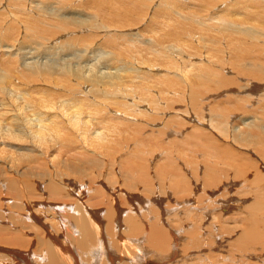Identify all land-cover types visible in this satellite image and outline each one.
Wrapping results in <instances>:
<instances>
[{
    "label": "bare ground",
    "instance_id": "obj_1",
    "mask_svg": "<svg viewBox=\"0 0 264 264\" xmlns=\"http://www.w3.org/2000/svg\"><path fill=\"white\" fill-rule=\"evenodd\" d=\"M77 1L81 6H91V2L95 0ZM164 1L157 3L162 6V11ZM22 2L25 7L28 5L30 12L23 11L20 7L15 8V12L28 16V20L24 22L32 26L40 19L42 13L36 12V16H32L31 13L34 14L35 10L32 9L30 0ZM153 3L154 1L147 0V3L138 9L139 13L143 15L145 10L152 8ZM238 4V10H235ZM37 5L41 4L34 6ZM250 9L254 11H249ZM240 13L246 17H238ZM229 15V20L219 18L216 26H211L194 15L183 18L186 24L175 18L172 31L158 38H151L145 51L132 45L125 51L120 49L117 52H104L106 48H101L100 45H96V50H93L95 46L85 45L88 41L91 42L89 33L93 29L104 28L100 25L97 15H94V18L87 16L76 25L61 27V33L52 41V49L56 54L67 53L71 47H75L76 51H80L76 57H72L74 52L68 59L59 56L55 64L27 61L23 66L28 67V74H23L16 86H11L5 80L8 75L1 78L0 74L1 152L6 151L3 144L9 139H14L25 142L20 145L28 146L29 154L38 153L49 162L53 159L50 154L55 147L64 153V161L76 145L93 152L100 151L112 155L117 151L115 147L119 138L128 133L127 129L119 126L122 119L138 120L145 129L144 133L137 136L145 141L147 147L142 155L131 160L130 164L116 160L115 186L105 188L102 183L95 181L89 186L95 195L89 194L86 199L83 194L77 195L76 198L61 199L55 207L45 206V211L34 201L25 205L23 213L26 214L25 219L31 227L29 232L40 245L38 256L39 260L42 259V264H117V253L129 256L130 264H149L144 261L148 246L152 248L158 264H163L168 258L175 256V248L171 253L169 245L173 239L177 240V236L167 222L173 214L166 216L168 218L163 222L164 215L168 213V206H160L161 202L194 200L198 205L203 200L214 202V199L229 193L231 187H224L235 182V175H230L232 178L229 179V170H220L222 166L217 167L213 154L208 152L202 158L195 152L182 151L180 156L172 153L176 150L174 148L179 142V135L185 129V122L170 117L171 112H181L189 118H195L196 113L200 111V103L205 99L202 98L204 91L213 81L224 90L237 91L241 85L236 80L240 79L245 86L251 87V94L260 92V97L264 100V92L261 94L262 89L264 91V0H231ZM20 20L21 17H18L16 23H20ZM11 26L12 24L8 25ZM57 29L58 26L54 24L51 36L56 34ZM14 33V37H18L19 29ZM73 33L78 35H71ZM2 34L1 36L4 35ZM67 34L71 35L68 40H59ZM64 43L70 46L65 47ZM6 45L1 48L3 52L10 53L9 56L23 53L25 59H32L47 53L37 51L33 46L29 50L21 51L18 46ZM55 48L58 49L57 52ZM142 52L147 53L142 55ZM228 55L229 61L226 59ZM202 61L204 63H197ZM129 65L133 67L132 70ZM163 70L165 73L161 76H171L163 80L153 79L151 73ZM52 75L59 84H66L63 87L65 93L53 96L26 94L21 97L17 92L22 85L38 81L51 83ZM253 100L256 108L264 104L259 95H250L248 103ZM7 105L12 106L10 110L16 113V118L11 119L15 126L3 118L8 113L6 109L11 108ZM202 107L210 113L213 111L210 103L203 104ZM39 109L55 110L56 118L61 120V124L51 123V120H48L50 116L43 117ZM201 117L208 129L200 133L202 139L212 143L217 136L214 131L220 134L221 130H224V136L229 137L227 126L230 116L201 113ZM47 120L48 122H45ZM240 125V132L234 129L233 136H249L250 141L253 136L256 142L261 144L259 147L264 148V119L251 124L239 123L236 127ZM245 126L247 129H244V133L242 128ZM249 138H246L247 142H250ZM151 140L155 143H151ZM142 141L136 142L142 144ZM156 141L163 142L166 147L159 148ZM259 147L256 154L261 153ZM198 157L201 159L198 160ZM248 158L251 157L248 155ZM248 158L242 157L240 161L245 163ZM52 167L54 168V165ZM5 169L15 177H23L26 166H21L14 158L0 156V175L4 178L7 176ZM109 170H102L101 173L107 174ZM263 170L262 167H256L255 170H247L248 172H234L238 177L236 180L250 182L251 188H257H253L256 191L251 195L255 199L250 205L251 208L249 206L251 215L249 213L242 220L244 223L242 222V229L236 241L247 243L263 237L264 210H261L263 214H259V210L264 207ZM77 172L79 176H83L81 170ZM239 182L237 184H242ZM222 184L224 187L219 190ZM244 194L247 195L246 192ZM248 195L246 197H249ZM238 196L241 197V194ZM102 211L104 214L100 215ZM48 216L57 221L48 220ZM126 229H130L132 234L126 235L122 232ZM187 243L190 242L187 240ZM29 247L30 241L13 239L5 247H0V250L7 252V256L0 255V264H29Z\"/></svg>",
    "mask_w": 264,
    "mask_h": 264
},
{
    "label": "rangeland",
    "instance_id": "obj_2",
    "mask_svg": "<svg viewBox=\"0 0 264 264\" xmlns=\"http://www.w3.org/2000/svg\"><path fill=\"white\" fill-rule=\"evenodd\" d=\"M153 1L152 8L150 10H145V13L141 15L138 9L143 7V5L147 3V0H95L91 2V6H81L77 0H30V4L33 5L32 9L35 10V13H31V15L36 16V12L42 13V15L35 24L29 26L28 23L24 22V20H28V16L15 12V8L18 7L22 8L23 11H29V9H27L28 5L25 7L22 0H1V78H5L4 75H8L5 80L9 82L8 84L11 86H16L23 74H28V67L23 66L27 61L37 60L38 62L55 64L59 56H64V58L68 59L71 57L70 54L74 52L72 57H76L80 51H76L77 49H75V47H71L70 51L67 53L56 54L55 50L52 49L54 45L52 41L56 40L61 33V27L65 25L68 27L76 25L87 16L94 18L93 16L97 15L100 25L104 28L93 29L89 33L91 42L88 41L85 45L95 46L93 50H96V45H100L101 48H106L104 52L109 50L117 52L120 49L121 51H125L132 45L136 46L141 51H145V47L151 42V38H158L160 35L172 31L173 20L175 18L184 22V19L194 15L199 17V20L210 23L211 26H216V23L220 21L219 18L229 20L230 17L229 1L231 0H165L163 3L164 11H162V6L157 4L160 0H151V2ZM36 4L41 5L34 6ZM211 5H213V7L215 6V8ZM238 7L239 4L236 5L234 9L238 10ZM246 7V9L249 8L248 5ZM249 11L254 10L250 9ZM243 16L246 17L243 13H240L238 17ZM18 17H21L20 23H16ZM258 22L259 19L257 20V23ZM184 23L186 24V22ZM9 24H12V26L8 27ZM54 24L58 26V29L56 34L51 36ZM17 29H19L20 34L18 37H14V32ZM77 33L71 35H78ZM1 34L3 36H1ZM26 34H29V36ZM71 35H64L59 38V40L63 39V41H66ZM13 38H15L16 41L13 40ZM6 44L18 46L21 51L29 50L33 46L37 48V51H47V53L32 59H25L23 53L9 56L8 54L10 53L2 51V48H5L4 46ZM63 46L69 47L70 44L64 43ZM55 49L57 52L59 47ZM146 53L147 52H142L141 54L143 55ZM226 59L229 61V55ZM197 63L202 64L204 61ZM129 66L131 67L130 70H132L133 67L131 65ZM164 73L165 71L163 70L151 74H153V79L155 80H163L171 76H161ZM51 81V83L38 81L29 85H22L19 90L17 89V92L20 93L21 97L26 94H51L53 96L64 92L63 87L66 86V84H59L58 80L53 75ZM236 82L241 85L237 91H229V89L224 90V88L217 85L216 81L209 83L202 97L205 99L200 103V111L196 113V119L189 118L186 114L181 112H171L170 117L185 122V129L179 135V142L176 148H174L176 150L172 153L180 156L182 155V151L186 153L195 152L199 154L200 157L204 158V155L209 152L213 154L217 167L219 168V166H222L220 170H229V179L232 178L230 175H235V180L232 179L235 182L227 184L226 187L222 184L223 186L219 190H222L223 187H228L227 189L231 187L232 189L230 188L231 190L229 189V193L227 192L225 195H217L219 198L214 199V202L213 200H206L207 202L201 200L202 203L198 205L194 200L193 202L182 200L177 203H171L170 201L167 203L165 201L161 202L160 206H168L169 213L164 215L163 222H166L165 219L168 218L166 216H172L173 214L170 219H167V222H169L168 225L171 226L174 230V234L177 236V240L173 239V242L169 245V247L171 246L170 252L174 251L173 248H175V256L170 258L173 259L172 262L168 258L169 260H166L167 264H264V230L262 231L263 237L260 239H254L247 243L241 240L236 241L244 223L242 220L251 212H249L251 208L250 205L254 199L251 195H253L257 188L256 186L254 187L253 184L251 188L249 186L251 185L250 182H245L246 184L242 181L239 182L241 179L236 180L238 177L234 173L235 170L248 172L247 170L251 171V168L255 170L256 167H262L264 169V148L259 147L261 144L256 142L255 137L252 135H250L252 136L251 141L249 136L245 137L241 134L238 137L232 135L234 129L240 132L238 129L242 126L236 127L239 123L251 124L255 121L258 122L264 119V104L260 108L255 107V100L252 101L254 104L252 102L249 104L250 95L251 97L259 95L261 101L264 102V100L260 97V92L251 94V87L245 86L240 79L236 80ZM262 92H264L263 89L261 94ZM0 95H2V93H0ZM208 103H210L213 110L211 113L202 107L203 104ZM8 107L11 108L6 109L8 113L5 114L3 118L7 121L9 120V123L15 126V122L11 119L16 118V113L11 111L12 106ZM39 111L43 117L50 116L48 120H51V123L61 124V120L56 118L55 110L39 109ZM201 113L230 116V123L227 126L229 139L224 136V130H221L220 134L214 131L217 136L212 140V143H208L205 139H202L200 133L208 129L203 122ZM48 120L45 122H48ZM121 122L122 124L119 126L123 129H127L128 133L119 138V142L115 147L118 152L115 151L112 155H107L106 152L101 153L100 151L93 152L92 150L81 148L80 145H76L68 153L69 155L66 157V161H64V153L59 152L58 148L55 147L50 154V157H53V159L49 162L48 159L41 157L38 153L34 152L33 154H29L30 148L20 145L25 142L9 139L8 142L3 144L6 151H0V156L14 158L18 164L26 166V170L23 177L13 176L8 169H5L7 174L5 178L0 175V247H5L7 243L17 238L23 239L26 242L30 241V252L27 253L28 263L42 264V259L39 260L38 256L40 245L36 238L33 237V234L29 232L31 227L25 219L26 214L23 213L25 205L30 201H34L45 211V206L50 208L55 207L61 199L76 198V196L80 194H83L85 196L84 199H86L89 194L95 195L96 193L89 188L95 181L102 183L105 188L115 186L116 174L114 167L116 160L129 162L130 164L131 160H135L136 157L141 156L142 152L147 149L145 141L137 137L145 131L142 123L138 120L125 119H122ZM125 123H127V127H125ZM242 129V132H244V129L247 128L245 126ZM174 137L176 136L174 135ZM246 138H249L250 142H247L248 140L246 141ZM252 138L254 140H252ZM26 139L29 140V138ZM136 141H142V144ZM153 141L154 140H151L150 142L155 143ZM156 143L158 142L156 141ZM221 143L223 144L221 145ZM158 145L159 148L166 147L163 142H159ZM258 147L261 149V153L259 151L260 154H256V152H258ZM248 155L251 158H248ZM200 157H198V160L201 159ZM242 157H246L250 160L243 159L246 162L242 163V161H240ZM159 159L161 158H157V160ZM62 162L64 163L62 164ZM242 164H246L247 166L244 165V167ZM52 165H54V168ZM227 165H229V167ZM107 169H110L107 174L106 172L101 173L102 170ZM79 170L83 172V176L78 175L77 171ZM262 172L264 173V170ZM238 182L242 184H237ZM233 187L235 189H233ZM61 189H63V191H61ZM242 189L247 195L250 194V196L248 195L249 197H246L247 195L245 196ZM231 193L233 194L231 195ZM239 194H241L243 198L239 197ZM208 202L210 205H208ZM261 210L263 212L264 207L259 210L260 215L263 214ZM103 214L104 212L102 211L100 215ZM47 219L57 221L56 219H51L49 216ZM234 226L238 227L235 228ZM122 232L126 235L132 234L130 229L122 230ZM187 240L190 242L189 244ZM115 242H117V238ZM194 243L196 245H194ZM185 245L186 247L184 248ZM192 246L194 248H192ZM147 250L148 254L145 253L144 261L149 264L155 262L158 264L156 257L153 255L152 248L148 246ZM115 251L117 250L115 249ZM0 255L7 256V252L0 250ZM117 256L119 258L117 264H130L129 256H122L119 253H117Z\"/></svg>",
    "mask_w": 264,
    "mask_h": 264
}]
</instances>
